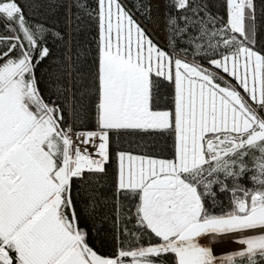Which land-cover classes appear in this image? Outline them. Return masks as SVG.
<instances>
[{"label": "snow or ice", "instance_id": "1", "mask_svg": "<svg viewBox=\"0 0 264 264\" xmlns=\"http://www.w3.org/2000/svg\"><path fill=\"white\" fill-rule=\"evenodd\" d=\"M161 3L164 46L136 19ZM222 4L223 16L212 0H0V264H264V0ZM45 6L65 8L62 27L38 18ZM85 16L98 31L87 67ZM49 38L63 51L46 101ZM86 97L95 128L76 131ZM105 222L110 256L89 240ZM225 240L238 247L217 254Z\"/></svg>", "mask_w": 264, "mask_h": 264}, {"label": "trees", "instance_id": "2", "mask_svg": "<svg viewBox=\"0 0 264 264\" xmlns=\"http://www.w3.org/2000/svg\"><path fill=\"white\" fill-rule=\"evenodd\" d=\"M86 2L89 4L91 8H94L88 0ZM123 2L127 5L129 9H133V5L135 3V0H123ZM212 12L217 13L220 16L224 15V7L222 4V0H212ZM134 10V9H133ZM26 16H32L35 13H30L27 9L25 10ZM258 15H259V10H258ZM38 18L42 20V14H41V9L39 10L38 13ZM136 19L139 20L143 26L147 30V26L150 23V19H146L142 17L139 13H136ZM261 31H260V41L258 44V47H264V21H261ZM97 41H98V31L97 29L91 30L86 38V45L88 49V55L85 60V66H91L94 63V58L96 55V49H97ZM48 46L51 49L52 55L48 59H46L36 70V75L40 81L39 83V88L42 91V94L44 95V98L46 101H51V100H56V93L54 91V84H49V79H48V72L52 71V67L57 61L58 58L60 57L63 49L61 45L58 42H54L49 38L48 41ZM95 49V51H94ZM168 92L171 91V88L169 87L167 89ZM58 103L60 101H57ZM94 103H95V98L94 97H88L86 104L89 106L88 107V112L90 116H94L95 113V108H94ZM68 113H65V116L67 117ZM129 139H134V138H129ZM123 146L125 148H135V145H129L127 140L121 145L120 141L117 140V142L114 144V149L116 147ZM164 155L170 156L171 152L169 149H166L163 153ZM107 176H100L99 180L101 181L102 184H104V188L101 190L105 193V195H110L111 194V188L109 185L113 182L114 175H115V163H109L107 166ZM77 187H79L80 182H76ZM246 186L251 187L250 182H246ZM88 186H84L80 188L79 195L77 196V203L78 206H81L84 204L87 200L88 192L86 190ZM74 194H75V188H74ZM222 200H225L226 202V197H221ZM89 228H91V222H89ZM111 234H112V227H111V222H105L103 223L100 234L97 236L95 232H92L89 240L90 244L94 247V249L98 252L100 255L104 256H110L112 253L116 251L115 244L111 240Z\"/></svg>", "mask_w": 264, "mask_h": 264}, {"label": "rangeland", "instance_id": "3", "mask_svg": "<svg viewBox=\"0 0 264 264\" xmlns=\"http://www.w3.org/2000/svg\"><path fill=\"white\" fill-rule=\"evenodd\" d=\"M88 1L95 8L96 0H88ZM162 8H163V14L161 16L160 12H162ZM152 12L156 15H157V13H159V17L157 16V18H158L157 22L160 23L161 28H162V35H161L162 39L158 40V39H155L154 36L150 35V31L148 29L151 27L150 26L151 21H150L149 25L147 26V32L154 39V41H156L157 43L160 42L161 45H164L165 44L164 5L161 3L159 8H157L155 5H153ZM41 14H42V20H48L49 22L58 20L60 22V26L62 27L64 16H65V8L61 7L55 12V14H53L52 12H50L49 8L47 6H45V7L41 8ZM84 21H85V23H84L83 29H85V31H87L88 33L93 29H97V25H96L95 21L89 20V18L86 16L84 18ZM77 38H80V36L78 35ZM78 43H79V46L81 48V42H78ZM80 48H79V51H80ZM94 51H95V49H94ZM80 59H82L81 56H80ZM233 83H234V81H233ZM85 125H86L85 123H83V124L77 123L76 124L77 128H75V130L77 131L80 129H84V128H86ZM202 243H207V241H202ZM237 247L238 246L236 244L225 240L223 243H219V244L214 245V251L217 254H221L223 252H227L229 250L236 249Z\"/></svg>", "mask_w": 264, "mask_h": 264}, {"label": "crops", "instance_id": "4", "mask_svg": "<svg viewBox=\"0 0 264 264\" xmlns=\"http://www.w3.org/2000/svg\"><path fill=\"white\" fill-rule=\"evenodd\" d=\"M162 14H163V8H162V12H160L161 16H162ZM157 20H158L157 15L152 12V16L150 18V21H151L150 26L151 27L148 30L150 31L151 36H154L155 39L160 40V39H162V36H161L162 35V28H161L160 23L157 22ZM81 31L78 34L80 36V38H77V40H78V42H81V48H80V51L82 53L81 54V57H82L81 62L84 63V65H85V60H86V57L88 55V49H87V45H86V38H87L88 32L85 31V29H83V28ZM159 44H160V42H159ZM161 46H164V45H161ZM87 98L88 97L85 98V103L87 101ZM84 123L86 124L85 125L86 128H84V129H89V130L94 129L95 128V116L88 115L85 118ZM75 128H77L76 125H75ZM84 129H80V130H84ZM80 130H78V131H80Z\"/></svg>", "mask_w": 264, "mask_h": 264}]
</instances>
